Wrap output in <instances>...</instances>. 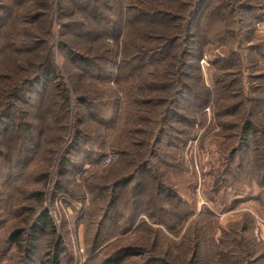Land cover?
Masks as SVG:
<instances>
[{"label":"trees","instance_id":"obj_1","mask_svg":"<svg viewBox=\"0 0 264 264\" xmlns=\"http://www.w3.org/2000/svg\"><path fill=\"white\" fill-rule=\"evenodd\" d=\"M253 1L109 0L107 7L104 0H0V12L3 16L0 17V128L9 119L11 127L16 128V131L20 128L21 131L11 139L13 129L10 128L6 138L1 141L0 173L13 175L31 156L29 137L33 136L31 134L35 127L29 119L24 120L28 112L22 108L32 105V96L39 95L46 85H50L37 105L44 109L52 105L53 112L47 115L49 122L38 129L41 134L50 138L48 133L56 127V152L67 142L58 161L56 176L59 179L52 181L57 193L66 191L60 179L68 174L71 152L80 139L90 138L86 117L89 115L91 122L99 125L97 134L102 137L107 135L104 145L114 148L123 156L121 161L112 164L109 171L105 172L114 174L120 164L125 166L124 158H131L128 167L121 169L127 176H120L115 181L113 179L111 184L114 188L132 184V195L143 198L140 202L143 206L140 216L144 215L146 218L141 223L144 230L152 232L153 225H165L159 219L162 215L154 211L160 204L173 209H161L163 214L170 215L173 212L180 219L184 214L190 220L194 213L184 212L183 205L187 202L175 190L178 184L171 183L173 187L167 186L160 180L158 173L150 171V164L157 157L159 145L165 142L164 136L167 137V142H181L173 134H182L184 129L178 126L187 122L188 116H184L187 107L182 105V101L190 96L193 107L205 104L204 99L200 101L199 95L203 75L194 60L196 53L199 55L198 60L202 58L204 48L210 44L208 33L212 18L217 14L222 16V12L226 11L230 15L233 12L241 14L238 24L244 29L242 14L258 10L255 7L258 3L253 4ZM106 9L113 12L111 19L104 18ZM199 18L201 21L197 24ZM73 28H77V33H73ZM88 28L97 32H90ZM86 30L89 34L85 39ZM79 36L81 39L77 40ZM73 38L75 41H71ZM197 38L200 42L195 47ZM56 50L67 64L65 74ZM117 60L121 62L119 68L129 74L121 80L124 81L123 85L118 82L114 83V87L105 85L106 81L102 77L106 74L100 64L107 62L115 66ZM192 72L198 74L193 77ZM192 81H197L199 85ZM105 90L108 91L107 94ZM105 96L108 98L106 103L117 102L118 110L123 112L121 121L116 125L109 126V122L97 112L91 111L93 104H102ZM253 119L254 113L249 110L237 125L238 131L232 136L236 138V143L225 151L227 157L237 156L250 147V140L253 138L254 146L249 148L251 160L242 159L239 170L243 169L245 162H252L251 180L259 185L253 169L258 168L255 154L260 143L256 138L264 133V128H257ZM23 132L25 135H22ZM47 136L43 151L48 148L46 146H53L48 143ZM127 139L132 141L125 142ZM127 147H135L137 151L131 154ZM46 170L44 168L39 173L40 179L37 182L43 189L50 180V171ZM105 172L100 174L97 171L89 177L102 181L106 179ZM136 172L145 173L146 178L150 174L149 185L148 182L137 183ZM261 174L263 172L260 170ZM43 189L35 188L30 191L25 197L27 203L22 206V212L12 215L10 230L5 239H0V264H60V258L66 249L49 216L45 204L47 193ZM148 195L153 200L149 201ZM102 200L93 207V215L99 214V221L102 220L95 231L96 245L107 243L110 237L118 238L128 233L129 226L135 219V214L125 215V204L120 194L116 195L112 191L108 197L103 196ZM49 202L53 203L51 199ZM116 206L117 211L111 219L113 229L104 235L103 224L110 216L108 209ZM122 224L126 227H121ZM198 224V220L190 222L193 228ZM137 229H141L140 225L134 231ZM247 231V225H243L239 232L241 241L237 242L236 247L238 251L232 249L235 244L223 241L221 247L214 245V248H209L211 253L205 257L203 264H257L254 260L256 247L246 238ZM160 233L157 232V235ZM43 235L51 238L40 253L38 263L35 256L39 254L38 244ZM122 239L124 238L117 239L115 243ZM203 243L192 238L188 242L185 238L178 245L180 249L186 245L188 248L189 245L192 246L193 257ZM121 249L120 254L115 259L110 258L108 263L120 264L127 258L138 256L145 257L142 260L147 264H182L176 259L167 261L154 255L148 245H131Z\"/></svg>","mask_w":264,"mask_h":264},{"label":"rangeland","instance_id":"obj_2","mask_svg":"<svg viewBox=\"0 0 264 264\" xmlns=\"http://www.w3.org/2000/svg\"><path fill=\"white\" fill-rule=\"evenodd\" d=\"M103 3L109 7V0H104ZM252 3H258L255 7L259 8L256 7L258 10L254 12L242 14L244 29L238 24V17L241 14L237 15L233 12L230 15L226 11L222 12V16L217 14L212 18L208 33L210 44L204 48L203 57L198 60L199 55L196 53L194 60V64L200 67L203 75L199 95L200 101L204 99L205 104L193 107L190 96L182 101V105L187 107L184 110V116H188L187 122L183 126H178L183 127L182 134H173L181 142L175 140H171V143L167 142V137L164 136L165 142L159 145L157 157L150 164V171L158 173L160 180L167 186L173 187L172 184H178L175 190L187 202L183 205L184 212L194 213L190 220H187L184 214L182 219L174 216L173 212L170 215L163 214L161 209L171 210L172 208L159 203L160 205L155 207L154 211L162 215L159 219L165 225H153L152 232L144 230L141 223L146 218L144 215L140 216L143 207L140 202L143 198L140 195H132L130 189L132 184L120 188H114L111 184L113 179L115 181L120 176L126 175L121 172V169L128 167L131 158H124L125 166L120 164L114 174L105 172L109 171L112 164L121 161L123 156L114 148L104 145L107 135L102 137L97 134L99 125L91 122L89 115L86 117L90 127L88 130L90 138L80 139L71 152V166L68 168V174L60 179L66 191L57 193L52 186V181L59 179L56 176L58 161L67 142L63 144L59 152H56L55 146L58 140V133L54 132L56 127L48 133L50 138L39 132L38 128L44 127L49 122L47 115L53 112L52 105L46 109L39 108L37 105L41 95L50 89V85H46V90H41L39 95L32 96V105L22 108L28 112L24 120L29 119L35 127V131L31 134L33 136L29 137L31 145L28 148L32 147L31 156L19 169H17L18 166L16 167L17 170L13 175L0 173V239H5L10 230L12 215L22 212V206L27 203L25 197L28 193L35 188L43 189L37 182L40 179L39 173L46 168V171H50V180L47 187L43 189L47 193L45 204L56 226L57 235L62 239V245L66 249L65 254L60 258V264L78 262L114 264L108 263L110 258L115 259L122 251L121 248L131 245H148V248L154 251V255L167 261L176 259L182 264H203L205 257L209 252L211 253L209 248H214V245L221 247L223 241L235 244L236 246H232V249L238 251L236 247L237 242L241 241L239 232L243 225L248 227L245 233L246 238L256 247L257 253L254 260L258 262L257 264H264V178H260L264 177V133L256 138L258 144L260 143L259 150L255 154L258 168L253 169L259 185L251 180L252 162H245L243 169L239 170L242 159L251 160L252 154L249 148L252 149L254 146L253 138L250 140V147L237 156L227 157L225 151L236 143V138L232 136L238 131L237 125L249 110L254 113L255 126L264 128V0H254ZM105 11L104 18L111 19L113 12L107 9ZM257 16L259 19H256ZM0 17H3L1 12ZM200 21L201 18L198 19L197 24ZM76 29L73 28V33H77ZM89 30L97 32L94 29ZM195 30L198 32L197 26ZM88 34L86 30L85 39ZM80 39V36L77 37V40ZM110 42L112 43L111 40ZM199 42V38L195 39V47L199 46ZM56 51L59 54L57 58L61 69L65 74L67 64L64 63L59 51ZM116 63L115 66L107 62L100 64L106 74L102 77L106 81L105 85L114 87V83L117 82L123 85L124 81L121 80L129 74L119 68L120 61L117 60ZM192 73H194L193 77L198 74V72ZM195 83L199 85L197 81ZM105 91L107 94L108 91ZM107 99L105 96L102 104L94 103L91 111L97 112L109 122V126L116 125L121 121L123 112L118 110L117 102L108 104ZM53 126L58 127L56 124ZM10 128L12 130L13 126L11 127L10 120L7 119L4 126L0 128V144L6 138ZM20 132V128L17 131L16 128L13 129V136L10 138L13 139L14 135ZM22 135H25V132ZM46 136L48 143H52L53 146L48 145L46 146L48 148L43 151ZM15 143L12 144L15 145ZM127 149L131 154L137 151L135 147H127ZM85 150L91 152H85ZM90 163H94L93 166ZM83 165H85L84 169ZM260 170L263 176L260 175ZM97 171L100 174L105 172L106 179L99 181L89 177ZM149 177L150 174L146 178L145 173L137 174L136 172L135 180L137 183L146 184ZM112 191L122 196L126 209L125 215L135 214L133 221L135 223L129 226L128 233L118 238L110 237L107 243L101 242L96 245L95 231L100 227L102 220L99 221V214L93 215V207L101 203L102 197H108ZM49 199L53 203H50ZM148 200H153V197H149ZM117 208L116 206L108 209L110 216L104 221L105 225L103 224L104 235L113 229L111 219ZM192 220L199 222L194 228L190 225ZM139 225L141 229L134 231ZM121 227L126 226L122 224ZM157 232H161L160 235H157ZM50 238L46 235L40 236L39 254L35 256L38 263L41 259L39 255ZM120 238L124 239L115 243ZM185 238L188 242L191 238L204 242L193 257L191 256L192 246L189 245L188 248L186 245L180 249L178 245V242ZM0 248L2 249V246ZM142 259L146 258L130 257L120 264H147Z\"/></svg>","mask_w":264,"mask_h":264},{"label":"built area","instance_id":"obj_3","mask_svg":"<svg viewBox=\"0 0 264 264\" xmlns=\"http://www.w3.org/2000/svg\"><path fill=\"white\" fill-rule=\"evenodd\" d=\"M75 264H82V263L78 262V263H75Z\"/></svg>","mask_w":264,"mask_h":264}]
</instances>
